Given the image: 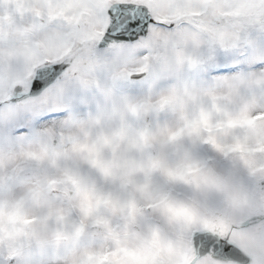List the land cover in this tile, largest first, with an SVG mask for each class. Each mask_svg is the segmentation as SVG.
I'll list each match as a JSON object with an SVG mask.
<instances>
[{"label":"rangeland","instance_id":"374dc122","mask_svg":"<svg viewBox=\"0 0 264 264\" xmlns=\"http://www.w3.org/2000/svg\"><path fill=\"white\" fill-rule=\"evenodd\" d=\"M49 2L0 0V102L44 53ZM201 22L139 82L123 66L77 71L55 122L32 101L0 109V264H218L195 260L194 232L264 215L242 179L264 177V24H234L239 53L216 56L238 67L217 77L189 63L211 38ZM253 239L232 232L246 253Z\"/></svg>","mask_w":264,"mask_h":264},{"label":"snow or ice","instance_id":"6c2138e0","mask_svg":"<svg viewBox=\"0 0 264 264\" xmlns=\"http://www.w3.org/2000/svg\"><path fill=\"white\" fill-rule=\"evenodd\" d=\"M39 15L42 22L45 17L53 21L47 25L44 53L29 62L28 71L32 74L16 86L9 100L0 102V109L32 101L41 107L38 119L52 120L63 115L49 111L52 97L80 69L98 63L123 66L128 79L139 82L153 71V67L146 66L153 57L161 63L166 60L164 54L173 51L181 37L197 31L204 18L217 27L226 20H250L253 26L257 22L264 24V0H50ZM206 39L207 43L199 49L206 71L217 77L235 72L238 66L226 58L218 60L219 46L213 38ZM71 95V90H66L63 102ZM257 119H264V113ZM19 122V113L8 117L13 131ZM238 150L235 145L227 149ZM217 164L225 167L222 161ZM242 179L254 198H264V177ZM233 231L254 237L249 252L232 241ZM196 240L205 251L213 250L218 264H264V215L232 226L226 237L208 235Z\"/></svg>","mask_w":264,"mask_h":264},{"label":"water","instance_id":"95a60500","mask_svg":"<svg viewBox=\"0 0 264 264\" xmlns=\"http://www.w3.org/2000/svg\"><path fill=\"white\" fill-rule=\"evenodd\" d=\"M208 235H213L214 237L218 238L217 235L215 234H212L210 232H199L195 235L194 237V241H195V247H196V252H197V257L198 258H201L203 257L204 255H206L209 250L205 251L202 246L197 242L196 238L199 237V236H208Z\"/></svg>","mask_w":264,"mask_h":264},{"label":"bare ground","instance_id":"6f19581e","mask_svg":"<svg viewBox=\"0 0 264 264\" xmlns=\"http://www.w3.org/2000/svg\"><path fill=\"white\" fill-rule=\"evenodd\" d=\"M236 22H239V21H234V23H236ZM57 119H52V122H55Z\"/></svg>","mask_w":264,"mask_h":264}]
</instances>
